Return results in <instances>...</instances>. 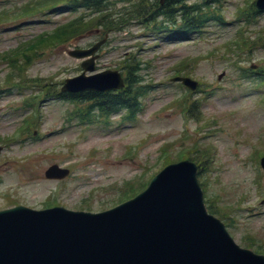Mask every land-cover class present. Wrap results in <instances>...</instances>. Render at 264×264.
<instances>
[{
	"label": "rangeland",
	"instance_id": "obj_1",
	"mask_svg": "<svg viewBox=\"0 0 264 264\" xmlns=\"http://www.w3.org/2000/svg\"><path fill=\"white\" fill-rule=\"evenodd\" d=\"M26 1L0 0V10H11L0 16L1 78L8 73L2 58L11 57L16 47L26 45L33 36L51 32L84 11L71 13L54 9L44 16L22 19L18 15V7ZM178 1L165 3L176 4ZM245 1L220 0L224 4L223 16L228 24L219 27L210 23L197 37L171 40L145 33L143 26L136 25L137 20L129 19L132 13L127 11L114 16L120 18L122 28L124 24L126 29L122 32H118L119 22L112 21L108 34L101 30L82 32L60 45L43 46L35 51V64L26 72L31 81L36 80L33 84L38 88L33 91L29 87L22 95L6 87H3L5 92H0V138L15 137L16 129L25 116L21 110L25 95L35 94L43 87L55 92L65 79L81 73V61L71 57L69 51L87 49L103 38L106 40L100 42L102 47L95 59L94 73L121 71L117 67L123 56L134 55L142 68L139 75L142 84L148 86V93L141 104L144 107L133 114L132 121L121 119L124 111L107 119L108 124L97 120L90 126L66 129L62 125L70 105L46 97L41 104L42 117L37 125L40 129L38 140L28 138L20 144L3 141L8 146L3 147L0 153V209L16 202L40 210L46 208L47 203L55 202L69 210L99 212L113 205L120 187L123 188L128 179L142 174L146 181L160 169L163 160L165 162L169 156L174 159V153L179 158L177 160L192 154L191 158L203 169L199 175L206 183L204 201L205 195L213 199L216 196L220 207H235V210L227 211L235 217L233 226L226 227L234 241L244 247L251 234L258 245L264 246V199L259 198L260 193L253 181L256 175L260 176L256 174L259 171L257 159L261 155L260 147L264 145V105L260 103V100L264 102V85L259 84L260 87L256 88L250 80H238V68L231 61L222 60L219 57L222 50L218 48L236 31L244 29L243 23L235 21L234 12L236 8H243ZM103 3L113 6L116 2L107 0ZM122 5L121 2L116 3L115 9L121 10ZM261 28H264V14L259 15L256 23L244 32L253 35ZM208 50H214L216 56L202 58L183 70L190 79L206 83L202 84V89L209 93L205 96V93H194L190 97V101L204 99L194 106V114L187 119L180 112L185 98L177 97L184 94L183 89L177 82H170L173 67L181 59L204 56ZM263 58L262 52L256 51L251 60L246 57L238 62V66H260ZM183 66H189L187 59ZM90 74L93 73H86ZM219 74H222L220 80ZM198 112L201 114L199 119ZM189 136L200 144L192 143ZM145 140L147 143L143 145ZM171 141H175L177 146L169 150L170 155L162 160L160 149ZM203 145L208 146L209 156V145L214 149L212 163L199 154H193L203 151ZM178 146L181 149L177 151ZM123 154L124 160L121 159ZM247 157L256 166L247 161ZM52 165L69 167V176L60 182L46 179L45 170ZM214 178L221 183L213 181ZM262 180L264 186V177ZM6 194L10 196L8 199ZM253 245L258 246L256 243Z\"/></svg>",
	"mask_w": 264,
	"mask_h": 264
},
{
	"label": "water",
	"instance_id": "obj_2",
	"mask_svg": "<svg viewBox=\"0 0 264 264\" xmlns=\"http://www.w3.org/2000/svg\"><path fill=\"white\" fill-rule=\"evenodd\" d=\"M256 6L264 9V0ZM99 45L71 55L88 56ZM93 60L82 67L92 71ZM120 85L112 72L83 73L67 80L62 91ZM55 171L51 167L46 177ZM0 264H264V257L239 249L223 226L206 215L195 167L183 162L161 172L136 199L105 213L1 212Z\"/></svg>",
	"mask_w": 264,
	"mask_h": 264
},
{
	"label": "trees",
	"instance_id": "obj_3",
	"mask_svg": "<svg viewBox=\"0 0 264 264\" xmlns=\"http://www.w3.org/2000/svg\"><path fill=\"white\" fill-rule=\"evenodd\" d=\"M107 0H33L31 8L35 11L41 10L40 14L44 10H51L57 7L68 8L72 11L82 8L90 11L89 16L80 17L67 24L58 26L52 32L44 33L40 39H36L34 43L36 45L55 46L60 45L64 41H68L82 32H93L97 29H101L102 32L111 31L112 21H118V28L120 31L123 28L120 26L122 23L120 18L114 17L115 14H126V11L134 15L129 19H137L146 24L147 30L154 34L167 33L172 36H191L192 34H200L202 29L212 22H221V14L219 8L216 5L217 0H200L189 3L188 0H179L174 3L164 4L162 7L158 6L155 0L149 3L147 0H139L134 6L130 8L123 7V12H120L116 8V3L113 6L104 4ZM151 5L150 8H147ZM5 13V11H4ZM2 13V14H4ZM256 11L251 9L247 12V16L256 15ZM1 16V14H0ZM145 17V18H143ZM2 18L0 17V20ZM5 19V18H4ZM103 29V30H102ZM106 29V30H105ZM250 40L245 38L242 42V46L250 44ZM255 48L264 49V33L258 35L253 42ZM253 44V45H254ZM231 45H229L230 47ZM124 69L126 80L129 85L125 90L119 94H106L100 95L92 92H85V94L78 95H61V98L69 101H75L79 104L85 102H93L94 106H99L100 112L113 113L118 110L119 107H123L127 110L137 107L139 99L145 94L144 86H139L140 78L138 72L140 67L135 58H128L124 61ZM91 105L89 107H94Z\"/></svg>",
	"mask_w": 264,
	"mask_h": 264
}]
</instances>
